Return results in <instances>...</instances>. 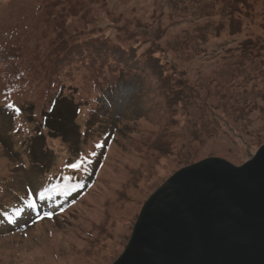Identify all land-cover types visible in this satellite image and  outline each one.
I'll return each mask as SVG.
<instances>
[{
	"label": "rangeland",
	"instance_id": "374dc122",
	"mask_svg": "<svg viewBox=\"0 0 264 264\" xmlns=\"http://www.w3.org/2000/svg\"><path fill=\"white\" fill-rule=\"evenodd\" d=\"M262 146L264 0H0V264H114L175 173Z\"/></svg>",
	"mask_w": 264,
	"mask_h": 264
},
{
	"label": "water",
	"instance_id": "95a60500",
	"mask_svg": "<svg viewBox=\"0 0 264 264\" xmlns=\"http://www.w3.org/2000/svg\"><path fill=\"white\" fill-rule=\"evenodd\" d=\"M114 264H264V146L238 167L211 158L175 173Z\"/></svg>",
	"mask_w": 264,
	"mask_h": 264
},
{
	"label": "trees",
	"instance_id": "16d2710c",
	"mask_svg": "<svg viewBox=\"0 0 264 264\" xmlns=\"http://www.w3.org/2000/svg\"><path fill=\"white\" fill-rule=\"evenodd\" d=\"M249 41L250 40H248V41H246L245 42V44H247V43H249ZM245 45H243V47H244ZM248 46V45H247ZM258 50V47H256V46H251V49L252 50H250V52H253V50ZM260 50V49H259ZM149 69H151V66H149ZM5 83H6V81H5ZM168 83V82H167ZM167 83H165L164 82V84H165V86L166 87H168V89H169V86H168V84ZM174 87V86H173ZM171 89H173V88H171ZM7 92V90H2L1 92ZM164 91H165V89H164ZM177 91V90H176ZM180 92V91H179ZM177 95V94H176ZM65 102V104L67 105V106H69L70 105V103L69 102H66V101H64ZM59 103V101H57L56 102V104H58ZM70 107V106H69ZM63 107L64 109H61V110H57L56 111V118L55 119H52L50 122H51V128L52 129H54V131H58V132H60L61 131V134L62 135H65V134H67V133H70V129H69V127H68V125H67V123L68 124H71V122L73 121V119L72 118H70V115L74 112V110H73V107ZM68 109H70V113H68ZM51 112V111H50ZM45 117V116H44ZM43 117V118H44ZM47 120H48V117L46 118ZM67 122V123H66ZM43 167L41 166L38 170H40V169H42ZM38 170H34L35 171V173L38 171ZM27 178H28V173H27V175H26V177H24L23 178V180H27ZM42 191H43V193L40 195V197L38 198V200L34 197V196H32V195H29L28 194V200L27 201H29V203H30V201H31V203L29 204V207L31 206V205H36L37 203L36 202H39L40 200H43V199H45L46 197H49L53 202H58V200H60V198L59 197H62L63 195H64V193H65V189H63V187L61 186V185H59V183H58V181H56V182H51V183H49V180L48 181H46V183H43L40 187H39ZM0 191H2V190H0ZM3 192V191H2ZM2 192H1V194H2ZM71 197H72V195H70V196H68L67 197V199H68V203L69 202H71ZM31 199V200H30ZM62 199H63V197H62ZM17 201V200H16ZM61 202V200L58 202V203H60ZM67 203V204H68ZM9 222H11L12 223V221H13V217H10V219L8 220Z\"/></svg>",
	"mask_w": 264,
	"mask_h": 264
},
{
	"label": "snow or ice",
	"instance_id": "6c2138e0",
	"mask_svg": "<svg viewBox=\"0 0 264 264\" xmlns=\"http://www.w3.org/2000/svg\"><path fill=\"white\" fill-rule=\"evenodd\" d=\"M71 167L74 168V169L75 168H79L80 167V164L79 163H75V164H72Z\"/></svg>",
	"mask_w": 264,
	"mask_h": 264
},
{
	"label": "bare ground",
	"instance_id": "6f19581e",
	"mask_svg": "<svg viewBox=\"0 0 264 264\" xmlns=\"http://www.w3.org/2000/svg\"><path fill=\"white\" fill-rule=\"evenodd\" d=\"M188 167V166H187Z\"/></svg>",
	"mask_w": 264,
	"mask_h": 264
}]
</instances>
